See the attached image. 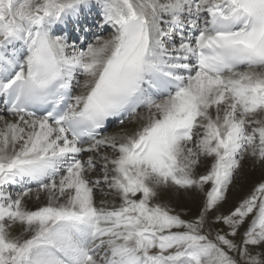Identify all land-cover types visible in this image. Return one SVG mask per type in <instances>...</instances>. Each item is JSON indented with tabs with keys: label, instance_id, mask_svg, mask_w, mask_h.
<instances>
[{
	"label": "snow or ice",
	"instance_id": "obj_1",
	"mask_svg": "<svg viewBox=\"0 0 264 264\" xmlns=\"http://www.w3.org/2000/svg\"><path fill=\"white\" fill-rule=\"evenodd\" d=\"M0 264H264V0H0Z\"/></svg>",
	"mask_w": 264,
	"mask_h": 264
},
{
	"label": "bare ground",
	"instance_id": "obj_2",
	"mask_svg": "<svg viewBox=\"0 0 264 264\" xmlns=\"http://www.w3.org/2000/svg\"><path fill=\"white\" fill-rule=\"evenodd\" d=\"M261 176L262 170L259 167L253 169L251 166H248L245 169L243 176L239 180V189L230 193V202L237 201L242 195H244L246 192H249L254 184L260 180Z\"/></svg>",
	"mask_w": 264,
	"mask_h": 264
},
{
	"label": "rangeland",
	"instance_id": "obj_3",
	"mask_svg": "<svg viewBox=\"0 0 264 264\" xmlns=\"http://www.w3.org/2000/svg\"><path fill=\"white\" fill-rule=\"evenodd\" d=\"M105 34H107V33H105ZM238 189H239V186H238ZM247 193H248V192H246L244 195H246ZM244 195H242L241 198H242ZM239 199H240V198H239ZM239 199H238V200H239ZM238 200H237V201H238ZM235 202H236V201H231L230 204H234Z\"/></svg>",
	"mask_w": 264,
	"mask_h": 264
}]
</instances>
